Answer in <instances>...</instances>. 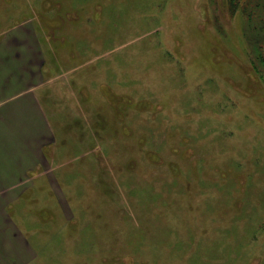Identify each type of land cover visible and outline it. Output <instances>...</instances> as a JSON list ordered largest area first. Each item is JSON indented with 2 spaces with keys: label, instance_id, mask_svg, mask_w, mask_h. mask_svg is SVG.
<instances>
[{
  "label": "rangeland",
  "instance_id": "1",
  "mask_svg": "<svg viewBox=\"0 0 264 264\" xmlns=\"http://www.w3.org/2000/svg\"><path fill=\"white\" fill-rule=\"evenodd\" d=\"M15 28L51 135L0 264H264V0H0Z\"/></svg>",
  "mask_w": 264,
  "mask_h": 264
},
{
  "label": "crops",
  "instance_id": "2",
  "mask_svg": "<svg viewBox=\"0 0 264 264\" xmlns=\"http://www.w3.org/2000/svg\"><path fill=\"white\" fill-rule=\"evenodd\" d=\"M15 29L0 39V186L5 187L24 184L20 177L36 166L29 155L38 153L37 148L43 152L51 135L37 94L44 85L42 44L32 30ZM16 120L27 121L32 130L17 127L12 123Z\"/></svg>",
  "mask_w": 264,
  "mask_h": 264
}]
</instances>
